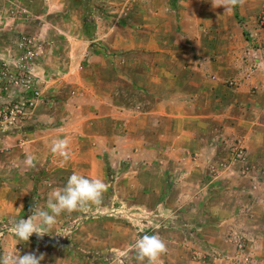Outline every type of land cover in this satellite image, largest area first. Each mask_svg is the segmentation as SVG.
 <instances>
[{
  "label": "rangeland",
  "instance_id": "obj_1",
  "mask_svg": "<svg viewBox=\"0 0 264 264\" xmlns=\"http://www.w3.org/2000/svg\"><path fill=\"white\" fill-rule=\"evenodd\" d=\"M263 6L264 0H242L224 13L223 8L213 9L209 0H0L1 58L18 60L22 56L18 49L20 38L30 39L33 74L40 94L32 116L21 120L18 132L3 139L0 155L15 160L13 164L26 158L28 154L20 143L30 136V131H26L29 122L47 126L66 123L60 115L69 114L66 110L73 108L85 109L92 92L104 94L105 80L111 75L119 81V103L128 102L132 91L131 85L123 80L129 76L124 73L128 71L136 77L142 62L178 63L181 67L175 65L173 72L179 78L185 77L184 67L191 63L195 78H206L209 83L219 81L226 88H234L239 78L247 75L250 65L264 62L260 37L256 35L257 18ZM108 34L112 35L107 37ZM258 73L257 77H264V64ZM19 90L18 87L17 94ZM41 111L59 116L41 120L35 116ZM97 124L100 130H106L105 120ZM99 144L102 148L95 150L92 157L101 159L103 164L100 178L106 185L103 202L87 210L62 212L46 235L40 238L33 234L29 238L32 242L36 240L33 242L36 245L28 246L26 242L23 248L22 243L13 241L19 238L12 232L10 222L24 218L30 210V204L26 206L21 196L32 193L33 187L28 175H15L13 191L17 197L12 199V207L3 205L0 213V220L7 222L0 223V254L23 255L34 248L37 255L44 254L41 264H148L147 259L137 260L133 247L145 234L161 238L174 235L181 239L186 235L193 239L216 236L214 228H194L191 235L187 234L169 222L172 213L161 211L159 205L165 200V193L179 183L167 178L170 167L154 160L144 165L142 162L147 159L123 154L121 147L111 153L105 137ZM113 146H120V142L114 141ZM88 152L85 157L91 156ZM230 158L224 163L226 169L221 170L218 163L210 166L209 174L220 176L230 166H235V171L245 170L246 165L234 161L232 155ZM261 170L264 172V167ZM246 176L241 174L243 178ZM69 177L66 174L59 180L61 186H65ZM40 178L47 176L41 173ZM45 185L48 187L42 184L39 191ZM173 198L171 195L167 204H172ZM47 200V196H39L36 203L46 208ZM179 212L186 216L182 209ZM257 220L264 225V207ZM161 231L165 234H160ZM229 232L222 235L232 241L224 240L222 246L197 243L191 247L192 252L201 254L203 264H257L252 259L249 241ZM258 232L264 235V227ZM107 254L112 258H105ZM177 255L170 259L177 260L175 264H187L186 252ZM159 262L158 257L156 264Z\"/></svg>",
  "mask_w": 264,
  "mask_h": 264
},
{
  "label": "crops",
  "instance_id": "obj_2",
  "mask_svg": "<svg viewBox=\"0 0 264 264\" xmlns=\"http://www.w3.org/2000/svg\"><path fill=\"white\" fill-rule=\"evenodd\" d=\"M259 47L264 59L262 46ZM263 64L254 62L250 65L247 75L241 76L236 86L230 89L219 81L209 83L206 78H195L191 63L184 67L185 77L179 78L173 72L175 65L181 67L178 63L142 62L136 77L128 71L124 73L129 75L123 80L131 85L132 94L128 97L131 100L122 104L119 103V81L112 75L107 77L104 94L99 96L92 92L85 109L73 108L66 110L69 114L60 115L61 121L66 123L47 126L35 125L31 121L27 124L26 131H30V136L23 139L20 146L34 158L32 166L26 164V158L13 164L15 160L0 155V178L5 177L0 179V213L3 205L12 207V199L17 197L13 191L17 174H26L31 180L32 193L21 196L23 203L30 204V208L34 204L38 206L39 196L49 197L54 189L63 188L59 180L66 174L100 179L103 164L99 161L101 159L92 156L95 150L100 151L99 141L105 137L111 153L121 147L123 154L147 159L142 162L144 165L154 160L170 167L167 178L179 183L165 193L166 198L159 207L161 211L173 214L169 222H173L176 228L180 227L190 235L194 228L217 230L216 236L208 238L204 235L202 239L187 235L182 239L174 235L160 237L166 244V251L159 256L158 264H175L177 260L170 257L182 251L186 252L187 264H203L201 254H194L191 247L197 243L222 246L224 240H228L222 235L227 231L248 240L253 261L264 264V235L258 232L264 225L257 220L264 207V172H261L264 167V77H257ZM54 115V112L48 114L46 111L35 114L41 120ZM102 120L106 121L105 131L97 124ZM55 139L69 141L67 160L51 151ZM236 140L247 149V171L240 172L237 168L235 171V166H230L220 176L209 174L210 166L230 161V149ZM114 141L120 142V146L114 147ZM16 150L22 151L20 148ZM89 150L91 156L86 158ZM21 166L25 169H20ZM41 173L47 178H40ZM243 173L247 175L244 178L241 177ZM42 184L48 187L45 185L39 191ZM171 195L174 198L169 205L167 201ZM181 209L185 217L179 212ZM29 215L31 212L27 210L24 219ZM0 221L1 224L7 223ZM160 234L165 233L161 231ZM106 235L107 241L108 233ZM13 241L22 243L23 248L26 242L28 246L36 245L33 243L36 240ZM108 257L112 258L111 254L105 255Z\"/></svg>",
  "mask_w": 264,
  "mask_h": 264
},
{
  "label": "clouds",
  "instance_id": "obj_3",
  "mask_svg": "<svg viewBox=\"0 0 264 264\" xmlns=\"http://www.w3.org/2000/svg\"><path fill=\"white\" fill-rule=\"evenodd\" d=\"M213 9L223 8L224 13L231 11L242 0H209ZM69 141L55 139L51 143V151L63 159L69 158ZM33 157H26V164L33 165ZM106 191L105 183L99 179H89L73 173L67 179L63 188L54 189L48 197L46 208L33 205L30 208L31 215L27 219L14 220L11 230L20 240L28 241L36 234L42 238L56 223V217L62 212L71 213L76 210H87L92 205H100ZM39 221V224L36 223ZM138 261L147 259L148 264H156L158 257L166 251V244L158 235H143L134 244ZM38 251V250H37ZM37 251L27 252L21 255L19 252L0 254V264H41L44 254L37 255Z\"/></svg>",
  "mask_w": 264,
  "mask_h": 264
},
{
  "label": "built area",
  "instance_id": "obj_4",
  "mask_svg": "<svg viewBox=\"0 0 264 264\" xmlns=\"http://www.w3.org/2000/svg\"><path fill=\"white\" fill-rule=\"evenodd\" d=\"M1 25L0 16V27ZM257 25L259 32L256 35L260 37L259 46H262L264 52V6L258 15ZM18 49L22 52V56L16 61L3 60L0 52V147L7 134L20 130L18 124L21 120L32 116L37 98L40 96L33 74L32 41L21 37ZM18 87L21 90L17 94ZM231 155L234 161L246 165L248 153L240 140H236L232 145ZM219 168L223 170L227 166L221 164Z\"/></svg>",
  "mask_w": 264,
  "mask_h": 264
}]
</instances>
